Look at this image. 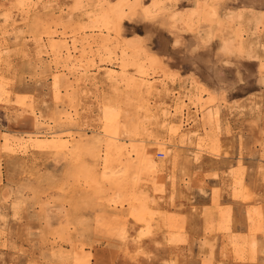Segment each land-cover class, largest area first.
<instances>
[{"label": "rangeland", "instance_id": "374dc122", "mask_svg": "<svg viewBox=\"0 0 264 264\" xmlns=\"http://www.w3.org/2000/svg\"><path fill=\"white\" fill-rule=\"evenodd\" d=\"M0 264H264V0H0Z\"/></svg>", "mask_w": 264, "mask_h": 264}, {"label": "bare ground", "instance_id": "6f19581e", "mask_svg": "<svg viewBox=\"0 0 264 264\" xmlns=\"http://www.w3.org/2000/svg\"><path fill=\"white\" fill-rule=\"evenodd\" d=\"M147 23H148V22H147ZM147 23H146V24H147ZM146 24H145V25H146ZM146 27H147V25H146ZM104 41H105V40H104ZM105 45H106V44H105ZM105 50H106V49H105ZM106 51H107V50H106ZM108 52H109V51H108ZM106 72H107V71H106ZM121 76H122V75H121ZM149 89H150V88H149ZM190 136H191V135H190Z\"/></svg>", "mask_w": 264, "mask_h": 264}]
</instances>
